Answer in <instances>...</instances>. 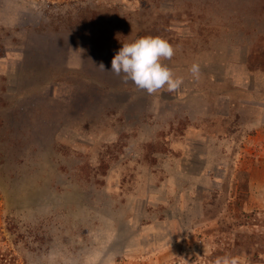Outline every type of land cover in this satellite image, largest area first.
<instances>
[{
    "label": "rangeland",
    "instance_id": "374dc122",
    "mask_svg": "<svg viewBox=\"0 0 264 264\" xmlns=\"http://www.w3.org/2000/svg\"><path fill=\"white\" fill-rule=\"evenodd\" d=\"M143 36L178 91L110 72ZM223 255L264 264V0H0V264Z\"/></svg>",
    "mask_w": 264,
    "mask_h": 264
},
{
    "label": "clouds",
    "instance_id": "9594fccd",
    "mask_svg": "<svg viewBox=\"0 0 264 264\" xmlns=\"http://www.w3.org/2000/svg\"><path fill=\"white\" fill-rule=\"evenodd\" d=\"M174 55L173 46L159 36H143L133 42L124 43L111 60L113 74L122 82H132L137 89L153 95L159 91H178L184 80L162 62ZM99 69L104 71L101 63ZM189 73L194 80H199L201 69L198 63H192ZM187 264V261H186ZM212 264H237L230 255L217 256Z\"/></svg>",
    "mask_w": 264,
    "mask_h": 264
}]
</instances>
